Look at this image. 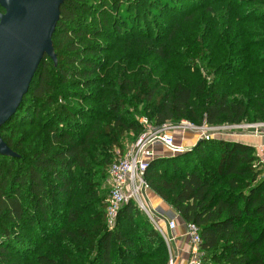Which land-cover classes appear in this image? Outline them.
Returning a JSON list of instances; mask_svg holds the SVG:
<instances>
[{"label":"trees","instance_id":"obj_1","mask_svg":"<svg viewBox=\"0 0 264 264\" xmlns=\"http://www.w3.org/2000/svg\"><path fill=\"white\" fill-rule=\"evenodd\" d=\"M202 1L220 46L232 50L242 43L236 50L244 54L238 59L242 69L259 68L247 74L239 92L207 87L191 61L182 73L196 88L161 87L143 70L130 80L123 70L100 80L106 97L98 96L93 86L104 68L95 55L108 46L84 43L88 34L106 36L86 13L97 6L107 27V0L63 3L52 37L56 61L43 59L19 109L0 129L15 154H0V264H10L12 257L33 264H167L162 235L133 201L107 226L100 188L117 160L111 150L119 148L123 155L121 139L130 134L135 142L144 132L142 118L153 127L183 120L197 126L264 121V89L255 85L257 78L264 85V0ZM181 11L177 5L170 9ZM137 17L135 31L149 37L146 23L138 28L145 17ZM244 23L256 27L244 29ZM111 29L119 36L116 23ZM117 38L125 40L118 50L126 65L170 57L172 46L155 37ZM36 123L39 132L32 140L18 134ZM257 162L255 148L222 139L201 140L184 154L149 162L144 174L149 189L198 227L202 264H264V175Z\"/></svg>","mask_w":264,"mask_h":264},{"label":"rangeland","instance_id":"obj_2","mask_svg":"<svg viewBox=\"0 0 264 264\" xmlns=\"http://www.w3.org/2000/svg\"><path fill=\"white\" fill-rule=\"evenodd\" d=\"M142 1L143 0H107L106 20L109 24L107 27L102 26V18L97 14V11H99L97 10V6H95L94 10H91V13H86V15H88V22H90L94 27H97L101 31H104L106 33V36L95 37L94 34H88V39L85 40L84 43H100L104 45L106 44L108 46L104 51H100L95 55L96 59L100 57V63H102L104 68L103 71L101 70L96 74L99 82L95 84V86H93L95 89L94 91L95 93H98V96L104 95V97H106V86L104 82H101L100 80L103 79L107 74H112L115 71L124 70L125 78L132 80V77L136 75L138 71L143 70L150 76L153 82L159 83L161 87H163L164 85L183 84L188 87L196 88L197 84L185 78L182 73L183 65L185 63H191V61H194L195 66L198 67L201 71L206 81L207 87L209 85H215L216 89L221 93H236L239 92L244 85H246L245 77H249L247 74L251 71L259 70V68L257 67L252 68L251 65H249L248 67L245 66L246 68L242 69L244 63L240 62L238 59L244 54L239 52L237 53L236 51L242 43L237 44L235 47H233L232 50L231 48H227L226 46H220L219 42H217L216 33L213 28V21L211 20L210 15L204 12L203 7H205L206 4L204 5V2L202 0H148L156 4L154 5L155 8L146 7L142 4ZM139 3H141L140 6ZM195 3H197V6ZM173 5H177L181 10L186 12L183 13V11H181L182 13H171L170 9L171 7H173ZM199 5L204 6L200 8ZM255 5V3H252L246 7ZM137 14H139V16H141L142 18L145 17V20H141L138 28H141L143 24L146 23L147 28L150 29V31L148 32L149 37H145V34L142 32L135 31L134 25L138 20V17L135 18V15ZM184 15H192L191 20L185 21V19H183ZM115 23L117 24V27L120 31L119 36H116L111 29V27H113V24ZM243 27L244 29L253 28L256 27V24L250 25L248 23H244ZM131 32H133L134 35L131 34ZM113 33L114 38L110 36L113 35ZM126 33L130 36V38L137 37L140 39H148L151 42L152 38L155 37L158 42H164L169 47L171 45L172 47L169 59H159L152 57L144 61H139L137 63L132 62L129 65H126L123 61L121 53H119L118 50L124 44L125 40L117 38H121L122 35ZM231 34L232 31H230L228 39L232 41ZM203 39L204 41H206L205 46L202 44ZM255 85L258 89H260V92L263 91L262 89H264V85L262 81L259 80V78L256 79ZM99 107L101 108V106ZM140 117H138V119H140ZM184 122H188L194 125L195 127H197V129L185 130L184 132H182L183 129H176L174 130V132L176 135L178 134L180 138L182 135H184L185 140H187V138L189 137L191 141L184 140V143L185 145L190 146L198 139H201L200 134L203 132V129L187 120H184ZM255 123L258 122H243V124L246 125ZM225 125L229 124H219L210 127ZM18 131L19 135L26 134L25 139L28 142L32 140L30 139V137L33 134L39 132L38 124L36 123L35 125L30 127L26 126V128H22ZM224 132H236V134H243L240 130H224ZM223 138H225L224 135L217 136L214 139L221 140ZM133 141L134 138L130 134H127L125 137H123L120 141L123 150H126L130 144L134 143ZM177 141L178 143H183L179 139ZM119 150L120 149L116 147L115 149L111 150L113 160L121 158L119 156ZM161 155L164 156V158L173 157L165 151L162 152ZM149 190L150 189L147 183L146 191ZM100 191L101 195L104 197V204L106 207V202L109 197V190L106 183H103ZM134 203L136 204V202ZM136 207L143 214V216L147 218L149 224L152 225L145 212L137 205ZM114 223L115 220L112 224H107L108 228L113 227ZM176 232L177 226L173 233H170L168 231L165 235H167V233L169 236L175 235ZM166 247L169 261L168 246L166 245ZM170 253L173 256V252L170 251ZM12 263L33 264L31 260H28V262H26L21 259H14L13 257L10 259V264Z\"/></svg>","mask_w":264,"mask_h":264},{"label":"built area","instance_id":"obj_3","mask_svg":"<svg viewBox=\"0 0 264 264\" xmlns=\"http://www.w3.org/2000/svg\"><path fill=\"white\" fill-rule=\"evenodd\" d=\"M140 123L144 127V132L134 143L127 147L121 158L117 159L108 169L106 184L109 190V197L106 207V221L108 225L112 224L122 207L127 205L129 201L136 202V205L148 216L154 229L162 235L167 243L166 245L169 251L168 264H175V259L170 253L171 249L169 246V241L173 239L166 238L160 224L161 220L155 216L144 198L147 188L144 174L148 168L149 162L155 158H160L155 155L154 149L156 147H161L170 155L183 154L191 150L193 147L185 148L175 143L176 134L174 130L183 129L182 132H184L185 130H195L197 127L188 122H184V120L177 123L167 122L157 127L149 125L146 118H142ZM198 127L203 129L200 138L206 141L227 134L224 130H240L243 134L262 138L263 143L257 148L256 156L258 162L256 165L264 175V121L249 125L243 124L242 122L240 124L215 127L204 124ZM162 219H166L167 230L173 233L177 226L176 221L171 218H164L163 216ZM186 230L191 245L187 264H202L203 253L200 250L201 239L199 229L192 223H186Z\"/></svg>","mask_w":264,"mask_h":264},{"label":"water","instance_id":"obj_4","mask_svg":"<svg viewBox=\"0 0 264 264\" xmlns=\"http://www.w3.org/2000/svg\"><path fill=\"white\" fill-rule=\"evenodd\" d=\"M65 1L0 0V129L19 109L43 59L56 61L52 37ZM0 154L15 156L1 136Z\"/></svg>","mask_w":264,"mask_h":264},{"label":"crops","instance_id":"obj_5","mask_svg":"<svg viewBox=\"0 0 264 264\" xmlns=\"http://www.w3.org/2000/svg\"><path fill=\"white\" fill-rule=\"evenodd\" d=\"M225 138L222 140L227 141V142H233V143H240L244 145L251 146L255 148L256 153H257V148L262 145L263 139L260 137H254L249 134H236V133H227L224 134ZM182 141L183 143H178L177 140ZM185 136L182 135L181 138L179 135H175V143L180 144L185 148H192L198 140L191 144L190 146L185 145L184 143ZM185 141H191L189 137ZM189 143V142H188ZM186 143V144H188ZM161 147H156L154 149L156 157H162L161 153L164 152L163 149L161 150ZM166 152V151H165ZM145 199L152 210V212L155 214V216L160 219V224L163 230L164 235L166 232H168L167 227H166V219H162V216L164 218H171L176 221L177 224V232L175 235H165L167 239L171 238L173 239L172 241H169V246L171 251L173 252V257L175 259V264H187L189 261V256H190V241L189 237L187 235V230H186V223L180 218V216L176 213V211L166 204L158 195H156L153 191L149 190L146 191L145 193Z\"/></svg>","mask_w":264,"mask_h":264}]
</instances>
